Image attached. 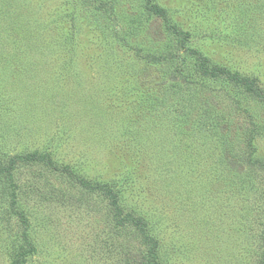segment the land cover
Masks as SVG:
<instances>
[{
	"label": "rangeland",
	"instance_id": "rangeland-1",
	"mask_svg": "<svg viewBox=\"0 0 264 264\" xmlns=\"http://www.w3.org/2000/svg\"><path fill=\"white\" fill-rule=\"evenodd\" d=\"M157 2L195 48L264 89V0ZM146 5L0 0V160L49 153L94 184L115 182L159 239L163 264H261L264 171L236 157L264 103L218 80L205 81L206 111L188 95L163 99L147 60L175 38ZM260 131L254 154L264 160ZM230 132L236 151L225 156ZM16 183L36 247L25 264H124L98 193L36 163L18 168ZM8 187L0 182V264L26 229Z\"/></svg>",
	"mask_w": 264,
	"mask_h": 264
},
{
	"label": "trees",
	"instance_id": "trees-1",
	"mask_svg": "<svg viewBox=\"0 0 264 264\" xmlns=\"http://www.w3.org/2000/svg\"><path fill=\"white\" fill-rule=\"evenodd\" d=\"M146 1L148 12L160 18L164 22L167 32L175 38L174 43L166 48L162 47L161 53H154L147 60L158 68L162 84V89L159 92L163 99H169L175 104L188 99L185 98V95H188L191 104H201L204 107L209 103L207 102L209 89L206 87L205 81L218 80V82L231 84L246 95L264 103V89L259 86L256 78H250L242 75L239 71H232L214 63L208 55L192 45V34L175 24L167 9L159 5L157 0ZM251 126H247L243 132V137H241L243 141L240 144L242 147L236 159L240 160L239 162H242L246 169L253 167L252 169L264 171V160L255 156L256 149L253 145L255 134H259L261 128H264V119L257 122L252 121ZM228 141L227 148L223 150L225 156H228L233 150L236 151L231 132L228 133ZM245 143L249 144L251 152ZM225 156L221 157V161H225ZM34 163L39 164L40 168L54 170L68 177L71 185L79 187L87 193H98L103 198L114 219L115 227L120 230V235L123 238L120 246L123 251L121 259L124 264H163L159 239L151 233L150 224L143 215L125 209L121 199L122 191L115 182L113 184H94L77 174L69 165H58L49 153L16 155L9 161L0 160V182L9 184L8 188L12 189L11 195H13L12 209L26 225V229L12 241L9 264H25L28 256L36 250L29 235L28 219L25 212L19 209L16 194V170ZM261 264H264V255Z\"/></svg>",
	"mask_w": 264,
	"mask_h": 264
}]
</instances>
